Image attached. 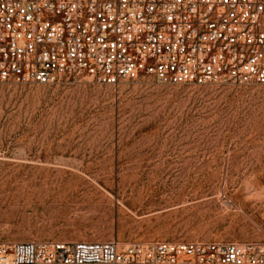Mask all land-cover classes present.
<instances>
[{
  "label": "rangeland",
  "instance_id": "rangeland-1",
  "mask_svg": "<svg viewBox=\"0 0 264 264\" xmlns=\"http://www.w3.org/2000/svg\"><path fill=\"white\" fill-rule=\"evenodd\" d=\"M264 242V85L0 83V241Z\"/></svg>",
  "mask_w": 264,
  "mask_h": 264
},
{
  "label": "built area",
  "instance_id": "built-area-1",
  "mask_svg": "<svg viewBox=\"0 0 264 264\" xmlns=\"http://www.w3.org/2000/svg\"><path fill=\"white\" fill-rule=\"evenodd\" d=\"M264 85V0H0V83ZM0 264H264V242L0 241Z\"/></svg>",
  "mask_w": 264,
  "mask_h": 264
}]
</instances>
